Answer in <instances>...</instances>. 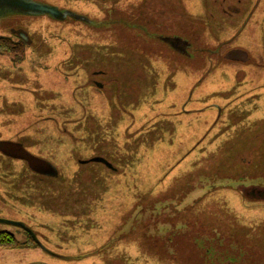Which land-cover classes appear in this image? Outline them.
Wrapping results in <instances>:
<instances>
[{
    "label": "rangeland",
    "instance_id": "1",
    "mask_svg": "<svg viewBox=\"0 0 264 264\" xmlns=\"http://www.w3.org/2000/svg\"><path fill=\"white\" fill-rule=\"evenodd\" d=\"M160 2L184 24L0 18V37L30 39L0 54V219L39 241L0 264H264V200L236 189L264 184V0Z\"/></svg>",
    "mask_w": 264,
    "mask_h": 264
},
{
    "label": "flooded vegetation",
    "instance_id": "2",
    "mask_svg": "<svg viewBox=\"0 0 264 264\" xmlns=\"http://www.w3.org/2000/svg\"><path fill=\"white\" fill-rule=\"evenodd\" d=\"M36 2H39V0H34ZM67 0H61V1H55L54 3H45L48 5L56 6L61 11H71L79 16H82L84 18H87V20L82 19L78 20L73 17L68 16L65 20H58V21H66L68 19L75 20L77 22H81L84 25H88L91 28H100L105 25H122L127 30L133 28L137 32H141L142 30H148V27H152L154 29H160V30H168L172 31L174 30L175 25H183L184 24V15L182 13H174L166 4L165 6L160 2V0L151 1L148 5L144 7H135L132 12L133 20L128 18V15L125 13L124 8H120V1L121 0H114L111 2V5L107 4L109 3V0H74L73 5L66 4ZM71 1V0H70ZM241 1V0H240ZM42 3V2H41ZM155 3V6L153 5ZM44 4V3H42ZM226 5L228 7V10L231 9V4L228 3V0H220V8L225 10ZM91 14H95L98 18V15H113L117 16V19L109 20V22H103L100 23L95 18L91 16ZM50 16V15H49ZM176 22V23H175ZM16 37V38H14ZM12 37V41L14 43H24V45H27L30 41L29 37L24 32H16L15 36ZM10 38V37H9ZM157 38L170 46H173L180 52H183L185 50L186 43L184 40H182L179 36H171V35H164L159 34ZM29 40V41H28ZM28 41V42H27ZM231 54H228V57H230ZM95 74H98L99 72H94ZM105 73V72H104ZM96 83V81H92ZM8 144L11 147V150L16 151L18 154L15 155L17 157H23L27 162L33 163V159L30 158L29 152L25 151L22 147L19 145L14 144ZM6 152L10 153L9 150ZM7 153V154H8ZM39 164L37 166H33V169L36 170L38 173L41 174H58L56 168L52 166L51 164H48L47 167H44V163L40 160ZM42 164V165H41ZM55 176V175H54ZM237 191L240 192L243 196H245L249 200H264V184H254V183H241L236 186ZM172 240V237L170 238ZM207 251L210 252V250L207 249Z\"/></svg>",
    "mask_w": 264,
    "mask_h": 264
},
{
    "label": "water",
    "instance_id": "3",
    "mask_svg": "<svg viewBox=\"0 0 264 264\" xmlns=\"http://www.w3.org/2000/svg\"><path fill=\"white\" fill-rule=\"evenodd\" d=\"M8 14H24L30 16L50 15L51 17L58 20H65L68 16H70L78 20H87V18L79 16L71 11L63 12L56 6L38 3L34 0H0V18ZM54 175L58 176L57 173ZM0 223L21 227L28 231L30 234H33V236L37 240V236L35 235V233L24 223L6 219H0Z\"/></svg>",
    "mask_w": 264,
    "mask_h": 264
},
{
    "label": "trees",
    "instance_id": "4",
    "mask_svg": "<svg viewBox=\"0 0 264 264\" xmlns=\"http://www.w3.org/2000/svg\"><path fill=\"white\" fill-rule=\"evenodd\" d=\"M25 46L19 43H14L9 37H0V54H10L22 56L24 54ZM15 53V54H14ZM26 240L21 242L14 233L7 231H0V250L13 248H28L39 244L33 234L26 232Z\"/></svg>",
    "mask_w": 264,
    "mask_h": 264
}]
</instances>
